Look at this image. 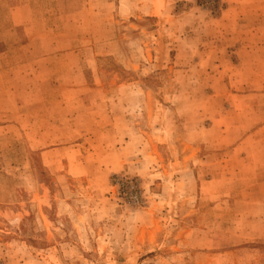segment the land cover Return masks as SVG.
Instances as JSON below:
<instances>
[{
	"label": "rangeland",
	"instance_id": "obj_1",
	"mask_svg": "<svg viewBox=\"0 0 264 264\" xmlns=\"http://www.w3.org/2000/svg\"><path fill=\"white\" fill-rule=\"evenodd\" d=\"M0 264H264V0H0Z\"/></svg>",
	"mask_w": 264,
	"mask_h": 264
}]
</instances>
